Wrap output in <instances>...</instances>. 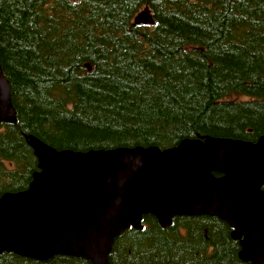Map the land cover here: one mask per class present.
I'll list each match as a JSON object with an SVG mask.
<instances>
[{
	"label": "trees",
	"instance_id": "obj_1",
	"mask_svg": "<svg viewBox=\"0 0 264 264\" xmlns=\"http://www.w3.org/2000/svg\"><path fill=\"white\" fill-rule=\"evenodd\" d=\"M142 13L153 24L134 23ZM0 66L16 111L0 125V197L38 171L27 136L76 152L264 137V0H0ZM142 223L110 264H248L218 218Z\"/></svg>",
	"mask_w": 264,
	"mask_h": 264
},
{
	"label": "water",
	"instance_id": "obj_2",
	"mask_svg": "<svg viewBox=\"0 0 264 264\" xmlns=\"http://www.w3.org/2000/svg\"><path fill=\"white\" fill-rule=\"evenodd\" d=\"M145 16L134 23L153 24ZM15 123L0 66V125ZM26 143L38 171L26 190L0 197V255L110 264L115 239L130 228L142 230L144 216L161 228L176 217L208 216L230 227L242 262L264 264V137L87 152L55 150L33 136Z\"/></svg>",
	"mask_w": 264,
	"mask_h": 264
},
{
	"label": "bare ground",
	"instance_id": "obj_3",
	"mask_svg": "<svg viewBox=\"0 0 264 264\" xmlns=\"http://www.w3.org/2000/svg\"><path fill=\"white\" fill-rule=\"evenodd\" d=\"M139 25V24H138Z\"/></svg>",
	"mask_w": 264,
	"mask_h": 264
}]
</instances>
